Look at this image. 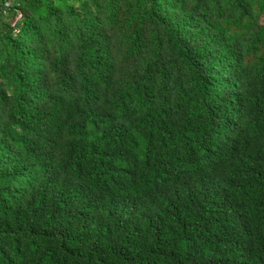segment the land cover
I'll list each match as a JSON object with an SVG mask.
<instances>
[{
	"label": "trees",
	"instance_id": "obj_1",
	"mask_svg": "<svg viewBox=\"0 0 264 264\" xmlns=\"http://www.w3.org/2000/svg\"><path fill=\"white\" fill-rule=\"evenodd\" d=\"M0 264H264V0H0Z\"/></svg>",
	"mask_w": 264,
	"mask_h": 264
},
{
	"label": "built area",
	"instance_id": "obj_2",
	"mask_svg": "<svg viewBox=\"0 0 264 264\" xmlns=\"http://www.w3.org/2000/svg\"><path fill=\"white\" fill-rule=\"evenodd\" d=\"M9 5V4H8Z\"/></svg>",
	"mask_w": 264,
	"mask_h": 264
}]
</instances>
